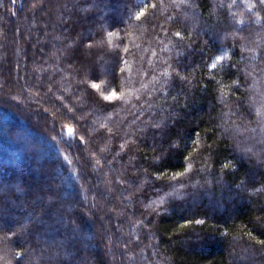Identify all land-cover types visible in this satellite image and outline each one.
I'll return each mask as SVG.
<instances>
[{
	"label": "trees",
	"instance_id": "obj_1",
	"mask_svg": "<svg viewBox=\"0 0 264 264\" xmlns=\"http://www.w3.org/2000/svg\"><path fill=\"white\" fill-rule=\"evenodd\" d=\"M260 241L261 0H0V264H264Z\"/></svg>",
	"mask_w": 264,
	"mask_h": 264
},
{
	"label": "rangeland",
	"instance_id": "obj_2",
	"mask_svg": "<svg viewBox=\"0 0 264 264\" xmlns=\"http://www.w3.org/2000/svg\"><path fill=\"white\" fill-rule=\"evenodd\" d=\"M22 134V133H21ZM27 138H30V137H27ZM33 139H34V137H33ZM37 140H39V139H37ZM37 143H39L38 141H37ZM40 144V143H39ZM38 145V144H37ZM25 146V145H24ZM21 151V149L19 148V147H17V148H11L10 150H8V154L10 155L8 158L9 159H11V160H15L16 158H17V155L19 154V152ZM52 178V177H51ZM53 178H55V177H53ZM54 202V199L53 198H47V200H46V202L47 203H49V202ZM56 201V200H55ZM39 200L37 201L36 200V203L34 202V203H32L31 205L32 206H35L36 204L38 205L39 204ZM45 206H48V205H45ZM26 208L24 207L22 210H25ZM32 221H34V222H36V221H38L37 220V218H35V217H33V219H32Z\"/></svg>",
	"mask_w": 264,
	"mask_h": 264
},
{
	"label": "snow or ice",
	"instance_id": "obj_3",
	"mask_svg": "<svg viewBox=\"0 0 264 264\" xmlns=\"http://www.w3.org/2000/svg\"><path fill=\"white\" fill-rule=\"evenodd\" d=\"M261 3H264V0H261ZM177 35L179 36V33H177ZM93 88H97L98 86L96 84L92 85ZM115 93H112L110 96H105L104 99L105 100H112L115 98ZM69 131H71V129H69ZM180 175H183V173H181ZM197 223H200V221H197ZM260 243H264V241H260Z\"/></svg>",
	"mask_w": 264,
	"mask_h": 264
}]
</instances>
